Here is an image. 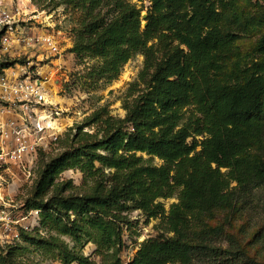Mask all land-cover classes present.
Here are the masks:
<instances>
[{
    "label": "trees",
    "instance_id": "trees-1",
    "mask_svg": "<svg viewBox=\"0 0 264 264\" xmlns=\"http://www.w3.org/2000/svg\"><path fill=\"white\" fill-rule=\"evenodd\" d=\"M132 1L32 0L41 9L66 6L74 13L70 52L79 64L95 60L84 75L91 89L117 80L136 55L144 67L123 100L125 118L98 108L53 142L56 154L42 153L25 207L40 212L47 235L20 229L26 246L0 248V264H43L23 258L32 249L60 264H125L124 233L135 211L160 219L163 233L143 242L129 264H264L232 236L225 248L224 229L210 223L225 192L246 184L232 186L223 169L246 151H264V34L253 50L261 60L233 70L235 80L215 101L241 109L244 122L212 123L203 110L205 88L238 54L240 26L248 22L240 21L236 0H145L146 11ZM71 170L83 175L80 186L63 178ZM243 176L259 186L264 167L250 162ZM180 187V203L167 210L161 200ZM88 243L99 262L84 254Z\"/></svg>",
    "mask_w": 264,
    "mask_h": 264
},
{
    "label": "rangeland",
    "instance_id": "rangeland-1",
    "mask_svg": "<svg viewBox=\"0 0 264 264\" xmlns=\"http://www.w3.org/2000/svg\"><path fill=\"white\" fill-rule=\"evenodd\" d=\"M132 3L144 7L145 11L150 5L145 0H133ZM236 10L241 22L242 18L248 19L245 27L240 26L238 54L227 64L222 74L212 77L203 94V110L211 117L212 123L233 125L244 122L245 115L241 109L216 106L215 101L226 83L235 80L233 70L246 69L261 60L253 50L264 34V0H236ZM0 11L13 17V30L0 32L3 33L0 39V64L29 72L34 80L42 83L52 107L64 112L56 122L61 131L59 136L83 123L98 108L108 107L112 116L125 118L123 100L144 67L142 55L133 57L117 80L110 84L101 83L94 90L89 87L90 83L84 75L86 68L92 67L95 60L86 59L84 64H79L76 55L70 52L74 46L72 30L75 21L70 9L66 6L41 9L32 0H3ZM145 11L143 15L146 14ZM239 24L234 23L233 27L236 28ZM49 36L57 45L55 52L44 41ZM46 108L49 109L50 106L47 105ZM22 122L19 107L0 100V140L4 138L10 148H13L15 133L21 130ZM51 133H47L42 141L44 144H40L36 148V154L26 158L23 164H10L0 172V248L18 244L26 246L20 239V229L40 231L43 236L47 235L40 226V212L28 210L25 203L38 177L42 153L48 152V156H51L57 152ZM251 136L256 137L257 133H252ZM250 162H259L264 167V151L255 148L246 151L240 155L234 167L223 169L232 180V186H237L240 180L246 184L236 191L225 192L220 205L213 209L210 223L224 229L225 248L229 246L228 240L232 236L240 242L250 258L264 263V179L259 186L252 183V178L244 181L248 179L243 176V172ZM153 163L158 166L162 164L159 159H154ZM63 178L72 179L77 186L83 183V175L79 171H67ZM193 178L196 183L201 180V176L194 175ZM183 192L184 187H180L174 198L161 200L167 210L172 204L180 203ZM130 218L134 225L131 229H125V248L121 255L125 264L133 261L143 242L163 233L160 219L147 221L138 211L130 213ZM65 240L73 245L68 238ZM82 250L86 256L99 262L93 243L86 244ZM23 258L43 264H60L33 249L25 252Z\"/></svg>",
    "mask_w": 264,
    "mask_h": 264
},
{
    "label": "built area",
    "instance_id": "built-area-1",
    "mask_svg": "<svg viewBox=\"0 0 264 264\" xmlns=\"http://www.w3.org/2000/svg\"><path fill=\"white\" fill-rule=\"evenodd\" d=\"M2 3L3 0H0V5ZM12 18L7 12L0 11V32L13 30ZM44 41L51 50L57 51V45L51 36ZM0 100L19 107L23 121L21 130L15 133L13 148L7 145L4 138L0 140L1 172L4 167H9L10 164H23L26 158L36 154V148L44 144L42 141L47 133L52 132L50 137L56 142L61 137L56 122L64 112L60 108L52 107L53 104L48 101L42 83L34 80L31 73L21 72L9 66L0 70ZM47 105L50 106L49 109L46 108Z\"/></svg>",
    "mask_w": 264,
    "mask_h": 264
},
{
    "label": "water",
    "instance_id": "water-1",
    "mask_svg": "<svg viewBox=\"0 0 264 264\" xmlns=\"http://www.w3.org/2000/svg\"><path fill=\"white\" fill-rule=\"evenodd\" d=\"M143 17L146 18L147 17V14H144ZM144 27H146V24H144Z\"/></svg>",
    "mask_w": 264,
    "mask_h": 264
}]
</instances>
